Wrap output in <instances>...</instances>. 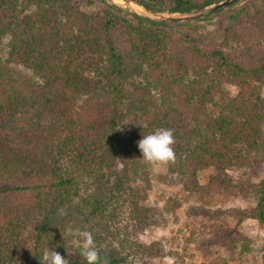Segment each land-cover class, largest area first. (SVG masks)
Listing matches in <instances>:
<instances>
[{
  "label": "trees",
  "instance_id": "1",
  "mask_svg": "<svg viewBox=\"0 0 264 264\" xmlns=\"http://www.w3.org/2000/svg\"><path fill=\"white\" fill-rule=\"evenodd\" d=\"M89 1L0 0V264H41L45 248L87 264L74 237L51 223L76 200L74 228L93 233L109 264H188L200 242L230 255L210 264H244L252 240L242 225L264 230V177L254 180L264 170V0L219 22L223 41L199 24L177 35L180 22L112 0L86 12ZM134 1L181 14L224 0ZM159 128L175 130L176 159L158 180L183 196L152 206L153 165L137 141ZM218 196L247 205L213 209ZM190 202L202 227L184 242L141 239L178 224Z\"/></svg>",
  "mask_w": 264,
  "mask_h": 264
},
{
  "label": "rangeland",
  "instance_id": "2",
  "mask_svg": "<svg viewBox=\"0 0 264 264\" xmlns=\"http://www.w3.org/2000/svg\"><path fill=\"white\" fill-rule=\"evenodd\" d=\"M118 6L123 8L124 10L131 11L136 10L140 13H145V11L136 4L129 5V3L123 0H112ZM258 0H239L237 4L232 7L223 8V11L217 14L209 15L207 14L200 16V20L197 18L187 19L181 22L180 25L174 26V30L177 32V35H180L182 32L187 30V26L190 24H199L203 27V29L210 33L213 37H215L219 41L224 40V33L219 27V22L226 23L227 16L236 10H239L243 7H250L252 5H258ZM82 9L86 12H91L97 9V3L92 0L82 6ZM7 39L4 37H0V58L2 60H6L7 58ZM11 70L21 76L30 77L31 74L22 67H17L15 65H10ZM231 93L235 96L238 93V89L236 87H229ZM264 96V91H263ZM264 130V125H263ZM152 173V189L149 192V200L148 204L155 206L156 204L162 205V198L169 197L175 194H180L183 196V193L180 191V187L177 185H167L159 182L158 177L160 175L165 176L168 173V165L164 164H155L151 167ZM213 173V170H208L200 174L201 184H206L209 176ZM264 177V170L259 172V175L254 178L255 181H259ZM78 200L73 203L65 206L60 210V212L52 219L51 223L54 226H57L60 230L64 231V234H68L66 229L71 226L74 227L76 224L80 223L81 217L78 215L76 204ZM195 202H190L184 204V206L178 210L177 216L179 218L178 224H171V226L165 230H153V231H145L141 236V239L145 242H152L154 240L164 239L166 242H171V244H175V240L179 242H184V237H190V232L193 230H198L202 226V217H189L188 212L190 211V207L195 205ZM246 203L240 199H226L222 196H218L214 198L211 202V207L213 209L217 208H231V207H246ZM207 223V221L204 220ZM230 224H234L232 220H230ZM242 229L248 235V237L252 240L251 248L252 253L247 254L244 257V264H264V230L260 227L257 221L255 220H247L242 225ZM74 241V238H73ZM192 254L194 257L188 260V264H210V262L217 257H229L230 255L225 250L212 249L208 251L205 247L199 244L191 245ZM170 259H166L165 262H170ZM158 263H160L158 261ZM229 264H239L238 261H231Z\"/></svg>",
  "mask_w": 264,
  "mask_h": 264
},
{
  "label": "clouds",
  "instance_id": "3",
  "mask_svg": "<svg viewBox=\"0 0 264 264\" xmlns=\"http://www.w3.org/2000/svg\"><path fill=\"white\" fill-rule=\"evenodd\" d=\"M146 127L147 124L142 126V128ZM174 132L175 130L172 128H159L148 135L143 134V138L137 141L143 159L152 165L175 162ZM66 231L69 235L74 237L73 242L79 246V254L87 264H109L108 258L106 256H101L91 231L71 226H69ZM69 254L71 253L69 252ZM40 260L41 264H69L68 259H65L59 252L49 248L42 250Z\"/></svg>",
  "mask_w": 264,
  "mask_h": 264
},
{
  "label": "water",
  "instance_id": "4",
  "mask_svg": "<svg viewBox=\"0 0 264 264\" xmlns=\"http://www.w3.org/2000/svg\"><path fill=\"white\" fill-rule=\"evenodd\" d=\"M123 1L129 3V5H132L133 3L138 5L134 0H123ZM238 1L239 0H224L218 4L206 6L204 8H201V9H198V10H195L192 12L181 13V14H179V13L171 14V13L150 12V11H147L141 5H138V6L141 7L145 11L144 14L140 13L136 10H133V9L131 10V12L136 13L142 17L149 18L151 20L167 21V22H180L181 23L182 21L187 20V19L197 18V17L203 16L205 14H208L209 12L218 11V10H221L223 8H227V7L231 6L232 4H234Z\"/></svg>",
  "mask_w": 264,
  "mask_h": 264
}]
</instances>
